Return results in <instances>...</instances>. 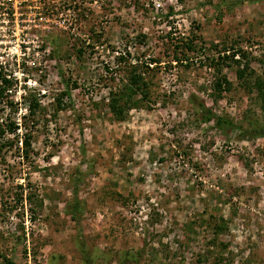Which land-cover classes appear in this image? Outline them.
I'll use <instances>...</instances> for the list:
<instances>
[{
  "label": "rangeland",
  "instance_id": "rangeland-1",
  "mask_svg": "<svg viewBox=\"0 0 264 264\" xmlns=\"http://www.w3.org/2000/svg\"><path fill=\"white\" fill-rule=\"evenodd\" d=\"M128 63L149 101L118 121L109 93ZM0 72L17 106L3 113L20 121L30 95L43 108L30 159L0 152L3 257L264 264V0H0ZM201 103L263 136L201 121Z\"/></svg>",
  "mask_w": 264,
  "mask_h": 264
},
{
  "label": "trees",
  "instance_id": "trees-1",
  "mask_svg": "<svg viewBox=\"0 0 264 264\" xmlns=\"http://www.w3.org/2000/svg\"><path fill=\"white\" fill-rule=\"evenodd\" d=\"M90 47L89 45H87ZM79 53L81 52L78 50ZM226 51V50H223ZM127 55V56H126ZM237 55H240V52L235 54V52L232 53V57ZM129 53L125 52L119 55V60L125 61L126 58H129ZM245 55H243L244 57ZM224 58H227V56H224ZM248 64H245V68L240 70L237 69V77H242L243 72H245L246 67ZM140 66H135L134 64H129L126 67V75L123 79H120L119 84H116V86L111 89L109 93V103L108 108L113 115V117L118 121L125 120V115L127 112H129L132 109H140L141 107H147L144 106L146 101L148 100L147 97V89L148 84L146 83V80L144 79L143 71H139L138 68ZM59 78L63 82L64 85V92L63 95H70V91L72 89H75L77 87L76 82H72L68 84V80H66L65 76L63 75L62 71L58 69L57 71ZM254 84L257 87H264V79L263 78H256L254 80ZM10 81L2 76V73L0 72V152L1 151H9L11 149H16V151L19 153L21 160L28 161L30 159V155L32 153V147H31V140H32V131L33 128L36 125L37 116L39 111H42L43 108H41L40 104L38 103V99L35 96L30 95L29 103L27 106V113L21 116L20 121H16L14 118H10L9 115L12 113H16L17 106L12 102V100L8 101V99L5 100L6 95L8 94ZM213 91L221 93L223 90H227L229 87V82H227L225 77H221L220 79L216 80L213 83ZM72 87V88H70ZM139 95V97H138ZM264 96V93H262ZM144 99V100H143ZM145 101V102H144ZM62 103L60 102V98L57 99V106L58 109H62ZM8 108L9 110L12 109V113H3L5 111V108ZM197 110L199 112V116L201 121L203 122H214L217 128L223 129L226 131H235L238 136L241 139H249L251 137H262V134H253V136L242 129L241 126H236L231 120L228 118L217 115L213 113L211 110L205 107L203 103L198 104ZM21 191L24 190L23 186L20 184L17 186ZM17 201L22 203L23 202V194L20 193L17 196ZM31 203V196H29V200ZM38 205H42V202L39 201ZM28 212L30 213V219H33L35 209L32 207L28 208ZM71 213V216L74 217V215ZM0 257L3 258V261L5 264H14L13 262L9 261L7 258L3 257L0 253Z\"/></svg>",
  "mask_w": 264,
  "mask_h": 264
}]
</instances>
